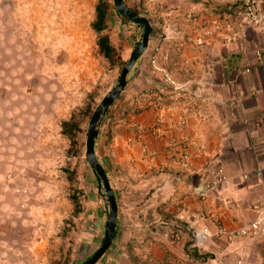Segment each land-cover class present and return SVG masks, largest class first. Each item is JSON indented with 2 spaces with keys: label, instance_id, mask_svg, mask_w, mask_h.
<instances>
[{
  "label": "rangeland",
  "instance_id": "obj_1",
  "mask_svg": "<svg viewBox=\"0 0 264 264\" xmlns=\"http://www.w3.org/2000/svg\"><path fill=\"white\" fill-rule=\"evenodd\" d=\"M211 1L214 4L210 7L221 9L224 18L235 17L230 9L234 0ZM97 2L0 0V264H80L104 237L107 198L85 155L92 116L83 120L85 131L77 152H72L71 141L62 131L64 120L73 114L81 117L90 97L99 104L124 67H110L98 51L92 28ZM176 3L128 0L151 19L154 31L148 49L130 72L126 88L109 109V116L106 114L97 139V153L109 171L119 205L116 237L97 264H143V260L145 264H163L164 260L171 264L175 259L184 264L193 259L182 250L193 236L175 231L179 220L189 218L184 217L188 210L185 201L180 210L177 206L180 201L175 194L182 196L181 182L167 184L173 175H177V182L184 179L178 164L182 160L178 161L175 153L180 158L189 148L168 145V138H162L177 148L172 158L163 153L165 167L154 143L146 145L142 136L144 121L159 110L166 121L161 130L178 138L179 131L191 121L182 114L177 119L171 115L172 111L180 113L188 101L176 104L171 98L183 89L171 73V57L163 56L167 49L190 47L186 44L189 36L171 46L163 39L166 33L174 32L170 22ZM183 30L180 27L177 31ZM143 31L114 17L109 32L126 62L142 40ZM208 33L213 36V32ZM229 39L228 30H221V42L210 48H228ZM151 121L147 125L156 126L153 118ZM67 167L78 171L74 183L67 177ZM215 185L211 181L210 186ZM73 187H82L86 193L82 197L84 208L78 213L71 198ZM200 194L208 198L205 190L196 191L194 196ZM190 216L196 219L192 213ZM216 223L212 220L211 227L189 221L196 231V246L209 250V245H217ZM211 251L212 262L218 254ZM174 252L178 254L175 259L169 257Z\"/></svg>",
  "mask_w": 264,
  "mask_h": 264
},
{
  "label": "crops",
  "instance_id": "obj_2",
  "mask_svg": "<svg viewBox=\"0 0 264 264\" xmlns=\"http://www.w3.org/2000/svg\"><path fill=\"white\" fill-rule=\"evenodd\" d=\"M176 2L172 9L173 20L170 22L174 32L171 35L166 33L163 39L171 46L175 43L178 45V42L189 36L186 44L190 47L167 49L163 56L171 57V73L178 79L177 84L190 91L187 90L188 102L183 109L187 107L185 112L191 121L186 129L179 131L181 138H177L178 142L184 141L189 149L187 154L179 158V154L175 153L177 148L168 146L167 139L155 141L154 146L160 152L159 161L166 155V158H172L174 153L178 161L182 160L178 164L183 168L184 179L177 182V175H173V180H169L167 184L171 186L173 182H181L183 194H175L180 201L178 209L183 207V201L184 207L188 210L191 207L190 211L185 210L184 217L211 227L212 220H216L217 225L223 224L230 230H235L248 225L256 212L252 205L264 201V26L226 19L222 16L221 9L217 10V6L210 7L214 4L211 0ZM184 3L186 6L182 7ZM258 6L260 14L264 16V0ZM220 12L221 15H218ZM181 13L185 14L182 16ZM216 14L220 19L219 23L213 22L217 18ZM180 27L186 30L177 31ZM221 30H228L231 46L210 48L214 42L220 41ZM208 32H213V36ZM212 37L217 39H211ZM214 64L215 67L211 68ZM161 113L160 110L154 113V122L159 117L161 119ZM172 114L174 118H178L177 111H172ZM152 118L144 121V126L151 124ZM144 135L145 139L147 135ZM163 162L160 163L164 164ZM164 166L168 167L166 164ZM258 172H261L260 175ZM195 173L200 174L196 184L193 179ZM208 181H214L216 185L209 189ZM200 190H205L208 198H203L201 194L195 197L196 191L200 193ZM191 192L194 195L188 194ZM195 201L199 203L196 204ZM207 206L209 210L206 209ZM191 213L196 219L190 216ZM172 214L169 215L173 217ZM182 219L186 221L179 220L181 223L190 221ZM184 232L185 235L188 234ZM217 232L220 235L214 237L218 240L216 246L209 245V250L199 247L201 252L216 251L218 256L213 255L212 262L211 257L198 260L193 258L188 262L179 259L180 262L264 264V241L261 237L245 235L228 238L221 236L224 232H221L220 227ZM183 246L182 250L187 253L185 244ZM225 253L227 256H224ZM170 255L175 259L174 255L178 254L174 252ZM177 260L171 264H179ZM162 263L166 264L165 260Z\"/></svg>",
  "mask_w": 264,
  "mask_h": 264
},
{
  "label": "water",
  "instance_id": "obj_3",
  "mask_svg": "<svg viewBox=\"0 0 264 264\" xmlns=\"http://www.w3.org/2000/svg\"><path fill=\"white\" fill-rule=\"evenodd\" d=\"M114 2L119 13L122 16L132 22L144 25V31L142 35V40L130 56L129 60L122 68L120 76L117 79L116 83L101 99L91 117L86 140L85 155L89 164L92 167L95 176L97 177L100 187L103 189L102 193L106 194L103 195L105 200L107 198V220L105 223V234L101 240L100 245L88 258H86L80 264H97L109 250L117 234L119 217L118 200L112 182L107 173L106 167L98 156L96 144L100 133V128L104 118L106 117V114L108 113L110 107L117 100L119 95L126 88L130 72L137 63V61L143 56L145 51L148 49L152 32L154 29L151 19L147 15H144L131 8V6L126 2V0H114ZM193 179L195 184L198 183L200 179V174L195 173L193 175Z\"/></svg>",
  "mask_w": 264,
  "mask_h": 264
},
{
  "label": "trees",
  "instance_id": "obj_4",
  "mask_svg": "<svg viewBox=\"0 0 264 264\" xmlns=\"http://www.w3.org/2000/svg\"><path fill=\"white\" fill-rule=\"evenodd\" d=\"M126 2L128 3V0H126ZM131 8L138 11L135 7L131 6ZM115 16L124 22L135 24L136 26H138L140 29H143V30H144V25L132 22V21L128 20L127 18H125L124 16H122L119 13V11L115 5V2L113 0H98V2L96 4V16L92 22V28L94 29V31L97 34L98 51H99L100 55H102L108 61L110 67H116V66L123 67L126 63L125 57L121 54L120 47L116 44L115 40L112 37V34L109 32L110 25H113V20H114ZM152 34H153V32H152ZM186 68H184V70H186ZM181 87L183 89V92H181L178 95L176 94L177 96L172 95L173 98H176L175 101L177 103L179 102V100L187 98V89H185L184 86H181ZM95 101H96L95 97L92 96L89 98L88 103L80 111V114H81L80 118H78L77 114H73L69 119H66L62 122V131L71 141L72 147L70 149L73 150L72 152H77L76 150L77 149L79 150V147H81V145H82L83 138H82L81 134H82V132L85 131V128L82 126L83 120L85 119V117H91L92 114L94 113V111L98 105V102L97 101L95 102ZM178 104H181V103H178ZM111 107H110V109H111ZM185 109H183V108L181 110L179 109V111H180L179 114L183 113L185 116H187ZM110 111L111 110H109V113H110ZM109 113H108V116H109ZM159 120H160V117H159V119L157 118L155 120V123L157 122V124H158ZM151 128H152V126H150V125L143 127L144 134H147V137L144 139L145 143H147L146 145H149V143L151 144V142H153V143L155 141L158 142L159 140L162 139V138L153 137V136H151V134H148L150 131H147V130L151 129ZM105 167H106V165H105ZM66 171H67V177H68L69 181L71 183H74L76 181V179L78 178V171L76 169L71 170L69 167L66 168ZM107 171H108V169H107ZM110 180H111V178H110ZM72 192L73 193L71 195V198L75 202V205H76L75 211H76V213H78L79 211H81V209L84 208L82 197H84L85 189L82 187H75V188L73 187ZM85 195H86V193H85ZM180 223L178 224L177 227H175L176 228L175 231L177 233H179V232L181 233V231L183 230V231L188 232V234H190L191 236H193V239L187 240L184 243L187 253L197 260L200 258H209V256L212 255L210 252H208V251L201 252L199 246H196L194 244L195 243L194 242L195 241V233H196L195 229H193L191 227L189 222H187V223L182 222L181 224ZM180 228H182V229H180ZM192 245H195V246H192Z\"/></svg>",
  "mask_w": 264,
  "mask_h": 264
},
{
  "label": "built area",
  "instance_id": "obj_5",
  "mask_svg": "<svg viewBox=\"0 0 264 264\" xmlns=\"http://www.w3.org/2000/svg\"><path fill=\"white\" fill-rule=\"evenodd\" d=\"M262 0H234L233 4H235L230 9L233 10L231 15H234L235 17H232V21L238 23L240 21H244L245 24H254L257 26H264V16L260 14L259 12V2ZM220 20V19H219ZM218 18L213 19V22L219 23ZM260 53V52H259ZM173 96L171 95V98ZM176 98H174V102ZM187 106V103H186ZM182 115H184L182 113ZM185 116V115H184ZM187 118V116H185ZM165 119L161 118L156 126L152 125L151 129H148L147 131H150L148 134H151V136L156 138H168V142L170 144H176L181 145L185 144L184 141L178 142V137L170 134L169 132L162 131L161 129L165 127ZM165 129V128H164ZM147 135V134H146ZM142 136H145L142 134ZM179 143V144H178ZM182 147H185V145H181ZM188 149H186V154ZM261 172H258L260 175ZM210 186V184H208ZM252 208L254 209L255 216L252 218L248 225L243 226L241 228L230 230L224 225H220L221 232H224L225 234L229 236H245V235H252V236H259L263 238L264 241V201L261 203H255L252 205ZM200 232L198 233V235Z\"/></svg>",
  "mask_w": 264,
  "mask_h": 264
},
{
  "label": "clouds",
  "instance_id": "obj_6",
  "mask_svg": "<svg viewBox=\"0 0 264 264\" xmlns=\"http://www.w3.org/2000/svg\"><path fill=\"white\" fill-rule=\"evenodd\" d=\"M210 183H211V182H209V184H210ZM99 186H100V185H99ZM207 187H208L209 189H211L212 186H208V184H207ZM208 188H207V189H208ZM117 200H118V199H117ZM220 225H223V224H220ZM220 225H219V227H220ZM224 226H225V225H224ZM227 228H228V227H227ZM229 229H230V228H229ZM227 236H229V235H227ZM229 237H234V236H229ZM195 245H198V244H195ZM111 246H112V245H111ZM199 246H200V245H199Z\"/></svg>",
  "mask_w": 264,
  "mask_h": 264
}]
</instances>
